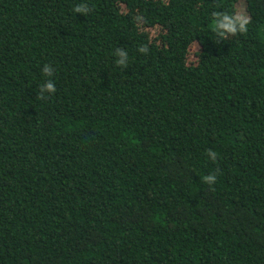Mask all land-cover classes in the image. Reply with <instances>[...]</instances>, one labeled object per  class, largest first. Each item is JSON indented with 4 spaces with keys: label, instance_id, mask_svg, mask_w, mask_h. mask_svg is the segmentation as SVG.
Returning <instances> with one entry per match:
<instances>
[{
    "label": "trees",
    "instance_id": "1",
    "mask_svg": "<svg viewBox=\"0 0 264 264\" xmlns=\"http://www.w3.org/2000/svg\"><path fill=\"white\" fill-rule=\"evenodd\" d=\"M0 264H264V0H0Z\"/></svg>",
    "mask_w": 264,
    "mask_h": 264
},
{
    "label": "clouds",
    "instance_id": "2",
    "mask_svg": "<svg viewBox=\"0 0 264 264\" xmlns=\"http://www.w3.org/2000/svg\"><path fill=\"white\" fill-rule=\"evenodd\" d=\"M78 10H79V9H78ZM48 87H49L50 89H52L53 91H55V88H54V86H53L52 84H49Z\"/></svg>",
    "mask_w": 264,
    "mask_h": 264
}]
</instances>
